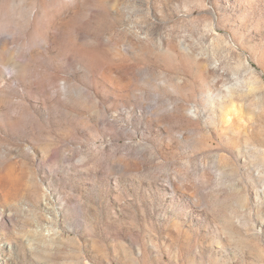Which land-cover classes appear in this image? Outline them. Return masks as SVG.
I'll return each instance as SVG.
<instances>
[{
	"label": "rangeland",
	"instance_id": "374dc122",
	"mask_svg": "<svg viewBox=\"0 0 264 264\" xmlns=\"http://www.w3.org/2000/svg\"><path fill=\"white\" fill-rule=\"evenodd\" d=\"M0 264H264V0H0Z\"/></svg>",
	"mask_w": 264,
	"mask_h": 264
}]
</instances>
